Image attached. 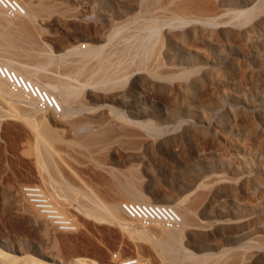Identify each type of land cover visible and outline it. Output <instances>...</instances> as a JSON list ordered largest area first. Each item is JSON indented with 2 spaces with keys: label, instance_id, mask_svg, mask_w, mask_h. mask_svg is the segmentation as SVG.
Masks as SVG:
<instances>
[{
  "label": "bare ground",
  "instance_id": "obj_1",
  "mask_svg": "<svg viewBox=\"0 0 264 264\" xmlns=\"http://www.w3.org/2000/svg\"><path fill=\"white\" fill-rule=\"evenodd\" d=\"M11 1L16 2L23 8L26 20L22 18V20L14 19L17 15H22L23 13H15L16 15L11 16L5 12L7 19L13 20L15 26L12 31H7L6 33L2 34L0 31V35L6 45L20 47L29 39L31 34L28 28L30 25L26 21L31 24L36 13L40 10L37 9L38 6L29 8L24 0ZM238 1L123 0L125 8L128 9L139 5H150L153 8L159 6L162 9L158 10L159 13L157 15H153L155 16L154 18L163 13L167 14L165 16L168 18V20H164L165 24H171L174 21L180 24L177 28L166 31V42L160 52L162 61L159 60L158 54H154L152 57L149 55L150 53L152 54L153 44L149 42L148 35L159 21L152 22V24L149 23L148 26L145 23L142 24L143 22L141 23L143 27L146 26L145 28L149 27L148 29H150L148 31L149 34L145 38H140V36L135 40H131L132 35L135 38L134 33H131L130 36L125 37V34L115 39L118 34L117 20L104 7H100L98 8L100 23L97 25L98 33L96 39L107 42L109 46L93 68L80 69L78 77L73 78L91 89H88L87 96L95 101L101 98H108L126 104L127 91L104 95L101 93L102 90L98 88L97 83L114 81L121 76L130 75L133 78L131 90L139 89V91L137 90L138 92L142 90V92L152 93V97L154 95L157 96L160 99L158 101L163 103L165 110L164 113L162 112L163 120L170 121L180 115H185L195 118L197 121H204L205 118L209 119L206 115L211 110L223 109L220 119L217 118L219 120L213 122L214 125H211L210 129H204V126L202 128L196 126V124H184L157 142L146 133L147 131L144 132L145 130L142 131L140 129L142 127H140L141 124L138 120L130 123L126 121L127 118H120L117 113L111 114L113 112L111 110L112 107H110L111 109L109 108L108 112L110 113L105 111L106 113H100V115L96 116V119L94 117V123L97 127L102 126L104 128L108 126L107 129H112V132L122 142L139 143L147 151L159 147L163 149L177 147L186 165L190 166V175L192 177L188 187L193 188V190L187 193V197L193 195V201L197 200L198 202L196 206L189 203L184 206L185 198L182 199L184 200L182 204L180 199V203L176 202L177 198L172 199L166 196L151 197L142 190V187L134 185V173L130 170L122 178L117 175L119 177L117 178L119 182V185L117 184L118 192L107 203L100 202L98 197H94L96 196L94 194H92L93 197L91 194L89 195L90 197L87 196L88 201L90 200L89 204H92L88 208L92 210V214L96 218L100 219L99 216L103 213L124 228H129L127 225L131 223L130 218L121 214V212L124 213L122 208V202L124 201L145 204H173V207L176 208L175 212L179 216V223L172 227L162 223H154L155 226L160 224L155 235L159 237L160 241L176 251L175 253L166 254V260L170 264H264V111L260 109L264 105V14L257 16L247 25H244L245 23L242 24L244 26L223 25L230 19V11L236 7ZM243 1L250 2L251 0ZM0 10L2 11L3 9L0 8ZM1 11L0 14L2 13ZM27 18H32V20L29 22ZM84 44L87 45V43ZM3 54L0 56V93L16 98L18 102H24L22 104L26 108L24 110L29 111L30 114L36 115L40 119L47 120L44 114L45 111L43 112L41 107H37V103H35L31 95H35L38 98L42 97L45 101L50 98L53 106H55L54 111L57 112L56 108L61 111V105L64 106L70 101L69 97L74 93L75 86L68 85L59 93L57 85L50 79L49 81L47 79L44 80L46 77L41 76L44 79L41 78L43 81L39 80V75L36 76L37 73L34 72L38 68L31 67L25 61L12 60L10 59L12 55H10V58H8L9 56L2 57ZM237 55L239 58L240 56L242 57V63H240L241 59ZM89 56L90 54L87 53L83 59L89 60ZM247 58H252L255 63L260 62L261 68L250 70L243 62ZM148 60L150 62L149 65H147ZM200 62L206 64L216 63L222 67L216 71L208 68L199 69L198 63ZM189 72L190 74L187 75ZM238 73L249 84L248 87L240 84L242 83L241 78H239L241 79L240 83L233 82L235 77L239 82ZM182 75L187 76L182 77ZM177 77L178 79L180 77L179 81H177ZM225 82L227 84L229 82L228 86L232 85L231 87L235 85V91L228 89L230 87L225 88ZM54 96L57 97H55L57 104H54V99L52 98ZM225 100L240 102L245 108L241 110H238V108L237 110L230 107L227 108L224 106ZM144 107L137 105L136 109L138 112L145 113ZM138 112L132 113L135 119L137 116L143 115V113ZM156 114L161 116L157 112ZM68 115L64 111L57 120L63 121L62 123L66 124L71 134L72 132L76 133V129L80 126L82 120H78V122L77 120L71 121V116ZM154 115H150V117ZM118 117L120 120L119 124H117V121H119L117 120ZM132 119L128 118L127 120L132 121ZM254 119H257L258 122ZM121 120L123 123H121ZM134 124H139L140 128L138 129ZM107 129L106 131H110ZM147 129L149 128L147 127ZM234 129L238 131V134L237 132L235 134L238 135L237 137L232 134ZM31 131L40 143H46L45 146L49 145L50 142L51 144L56 142V139H58V136L56 138L57 132L46 124L40 125V127L31 126ZM92 133L93 131L91 130L86 134H81V136L78 134L71 136L73 138L79 137L78 140L81 138V143L87 145L93 142ZM47 139H51L54 142ZM78 140L76 139V141ZM254 143H257L258 147L260 146L259 149H262L263 156L262 154L259 155L255 149L254 151L252 150L251 147ZM146 166L145 164L144 167L148 170ZM103 169L109 171L107 166H103ZM41 170L37 169L38 174H36L37 176L39 175L38 177H42L41 174L44 171L42 172ZM39 187L44 191L54 207L59 210V213H64L75 225L76 223L73 220L75 217L69 214L59 203L60 195L56 194L59 191L57 189H55L56 191L54 189L50 191L51 189H46L43 184ZM50 187L52 188V186ZM15 188L1 189V198L7 200L10 204H16V202L18 204L23 199L31 204H27L28 206L34 207L22 191V198L17 195L19 190L17 189L16 191L14 190ZM197 189L200 191H196ZM56 195H58L59 199ZM17 196L20 198L17 199ZM218 200L222 204H219ZM179 204H181L182 208L178 206ZM24 206L22 205L23 209H25ZM28 206L26 207L28 208ZM173 207L171 208L174 210ZM29 209L30 207L27 211L25 210L26 212L18 210L19 212L16 214L14 212L15 216L13 215L10 218L13 217L12 219H14L15 217L16 219V216L19 215V218L21 216L22 218H27V222L29 221L34 228L40 226L41 228L38 227L39 229L47 230V222L49 221L46 220L39 210L37 212L43 219L35 212L36 216L32 214ZM22 218L21 220H23ZM12 219L9 221L12 222ZM21 220L19 219V221ZM34 220L35 225H32L31 222H34ZM16 221L13 222L17 226L22 223L20 222L18 225ZM24 221L26 222V220ZM17 223L19 222L17 221ZM29 223H24L23 226H27ZM154 224L152 225L154 226ZM15 225L13 228L17 231ZM25 227L23 228L26 230ZM19 228L22 227L19 226ZM137 228L132 230L148 235L145 232L148 229ZM19 232L21 234V231ZM148 233L150 235V233L154 234L156 232L154 230V232L148 231ZM18 237L19 235L16 240ZM19 241L20 238L18 239ZM21 243L26 244L25 241ZM183 244L187 247H184ZM40 247L39 245L38 248H31L30 245H26L23 248L22 245L19 248H12L5 238L0 237V264H56V262L59 264V262H62L57 251L46 249L47 244L43 250ZM20 248L23 249L21 250ZM180 249L185 251L183 257L178 254ZM30 251L35 255H32L33 253L31 254ZM18 252H21V255ZM203 254L210 257H202ZM181 260H183V263ZM76 261L81 264H98L96 261L84 257H77Z\"/></svg>",
  "mask_w": 264,
  "mask_h": 264
},
{
  "label": "rangeland",
  "instance_id": "obj_2",
  "mask_svg": "<svg viewBox=\"0 0 264 264\" xmlns=\"http://www.w3.org/2000/svg\"><path fill=\"white\" fill-rule=\"evenodd\" d=\"M24 2L28 4L29 8L38 6L39 8L37 7V9L40 10L36 13L33 20L32 18H27L29 22L32 20L31 24L26 21L27 24L30 25L27 26L31 34L29 35V39L20 47L6 45L2 41V36L0 35V53H4L2 57L9 56L8 58H10V55H12L13 57L11 56L10 59H16L19 62L20 60L25 61L31 67L38 68L39 70L37 69L34 72L37 73V75L35 74L36 76L39 75V80H42L41 78L43 77L41 76L46 77L45 79L43 78L44 80L47 79L49 81L50 79L57 85L59 93L68 85L75 86L76 89L74 93L71 94V97H69L70 101L66 105L62 106L59 103L61 105V111L59 108H56L58 112L54 111L55 106H53L50 98L45 101L42 97L38 98L35 95H31L35 103H37V107H41L43 112L45 111L44 114L47 120L40 119L36 115L30 114L29 111L24 110L26 109L22 105L24 102H18L16 98L0 93V190L4 188L9 189V187L13 189L16 187L14 190L17 191L18 189L19 192L17 195L22 198V188L25 185L42 186L43 184L46 186V189H51L50 191L57 189L59 192H56V194L60 195V199L58 195H56V197L60 200V205H62L69 214L75 217L73 220L74 223H76V230L73 232H60L53 228L47 221L48 229L43 230V228H38L40 226H37V221V227L35 226L36 228H34L29 221L27 222V218H22V216L19 218L18 215L16 219L15 217L12 219L13 217H10L14 215V212L15 214L22 210L26 212L29 207L32 214H34V212L38 215L40 214L37 212L36 208L34 210V207L28 206L31 204L27 203V201L25 202L23 199H21L20 201L22 202L19 201L18 204L16 202V205L15 203L10 204L0 196V237L5 238L12 248H19L22 247V245L23 248H25L26 245H30L31 248H38L40 245L42 247L41 250H43L47 244V250L58 252L59 258L63 262H59V264H81L76 261L77 257L92 259L98 264H116V260L120 257H141L152 261L154 264H170L166 260V254L175 253L176 251L160 241L159 237L155 235L157 234V228L160 224H156L157 227L154 224L156 229L153 225L144 226L138 219L130 218L123 212H121V214H123L124 217L130 218L129 220L131 223L127 226L131 229L122 227L118 222L109 219L108 216L104 215L102 212L99 216L100 219L96 218L94 214H92V210L88 208V206H92V204H89L90 200L88 201V197H90V194H94L96 195L94 197H98L100 202L107 203L118 192V176L120 175V178H122L124 175L126 176L130 170L134 173L135 180H133V182L136 183H134V185L142 187V190L151 197L166 196L172 199L177 198L178 200L176 202L178 203L185 198L186 204H183L184 200L181 201L184 206L188 203L196 206L198 202L197 200H195L196 202L193 201V195L187 197V193L193 190V188L188 187V183L192 177L190 175V166L186 165L177 147H167L166 149L159 147L147 151L143 146H140L139 143L129 141L122 142L121 139H118L112 132V129H107L108 126L104 128L102 126L97 127L94 120L100 113H106L105 111L108 112L111 109L110 107H112L111 110L113 112L111 111V114L117 113L120 118L124 117L125 119L133 118L132 121L126 119V121L130 123L138 120L142 128L139 127V124L134 125L142 131L145 130L144 132L147 131L146 133L157 142L168 133L180 128L184 124H196V126L205 127L204 129H210L214 125L213 122H217L220 119L223 109H215L216 111L211 110L209 113L207 111L209 115L206 113V116L209 119L205 118L204 121H197L195 118L185 115H180L170 121L163 120V113L165 111L163 103L158 101L160 99L157 96L154 95V97H152V93L142 92V90L138 92L139 89L131 90L133 78L130 75L121 76L114 81L97 83L98 88L102 90L101 93L104 95L127 91L128 101L126 99V104L108 98H101L95 101L87 96L88 89H91L73 78L78 77L80 69L93 68L98 59H100L102 53L107 50L109 46L107 42L96 39L98 33L97 25L100 23L98 8L104 7L105 10L117 20L118 34L115 39L125 34V37L130 36L131 33L135 35V38L133 35L131 36L132 39L129 37L131 40H135L140 36V38H145L150 30L148 29L149 27H145L148 26L149 23L152 24V22L159 21L148 35L150 39L149 42L153 44L152 54L150 53L149 55L152 57L154 54H158L159 60H161L160 52L166 42V31L173 30L180 24L177 21L171 24H165L164 20H168V18L165 16L167 14L163 13L154 18L155 16L153 15H157L159 13L158 10L162 9L159 6L153 8V6L150 7V5H146L147 7L145 5H139L128 9L125 8L123 0H24ZM1 12L4 15H1L2 13L0 14V31L3 34L7 31H12L15 23L10 18L7 19L5 11L2 10ZM262 14H264V0H251L250 2L239 0L236 3V7L232 8L230 11V19L223 25L240 26L244 23V25H247L254 18ZM21 18L26 20V14L17 15L14 19ZM141 23H145L146 26L144 25L145 27H143ZM84 43H87V45ZM87 53L90 54L89 60L86 58L83 59L84 55ZM239 59H241V62H239L242 63L243 59L241 56ZM16 60L15 62H17ZM243 62L250 70L261 68V63H255L252 58H247ZM149 63L148 60L147 65H149ZM198 64L199 69L208 68L216 71L222 67L220 64L216 63L206 64L200 62ZM189 74L190 72L187 75ZM187 75H182V77H186ZM237 75L238 79H242V83H240L241 79H239L238 82L236 77V81L234 80L233 82L248 87L249 84L246 83L240 73ZM176 79H178V77ZM179 80L180 77L177 81ZM226 84L227 82L224 84L225 88L230 87L228 89L235 91V85L233 83H230L234 85L233 87H231L232 85L228 86L229 82L227 86ZM55 92L53 93L55 94ZM55 97L56 96L52 98L54 99V104H57V97ZM129 104H131L130 107ZM137 105L139 107L145 106L144 111H146V114L141 111L138 112L136 109ZM224 106L234 110H237V108L238 110L245 108L242 103L232 100H225ZM260 109L264 111V105L261 106ZM64 111L69 114L68 116H71V121L77 120L78 122V120H82V123L79 121L81 124L76 129V133L72 132L71 134L66 124L62 123L63 121L60 122L57 120V118L59 119L61 117L59 115L64 113ZM155 111L161 116H157ZM136 112L143 113L145 116H137L135 119L132 113ZM149 114H155V118L154 116L150 117ZM119 117L116 119L119 120ZM124 118L122 119L125 120ZM217 118L219 119L217 120ZM254 120L258 122L257 119ZM192 121L194 122L191 123ZM119 122L120 120L117 121V124H119ZM121 123H123V121ZM43 124L51 127L58 134L56 135V138L58 136L56 142L49 139L54 142L52 144L50 142V146L48 144L45 146L46 143H40L37 138L33 136L31 131V126L40 127V125ZM147 127L149 129H147ZM106 129L110 131H106ZM91 130L93 131L91 135L93 142L87 145L81 143V138L80 141L78 140L79 137L73 138V136H71L74 134L81 136V134H86ZM236 132L238 134V131L234 129L232 134L237 137L238 135H235ZM75 138L79 142L76 141ZM257 147V143H254L251 148L253 151L255 149L259 155L262 154L263 156L262 149H259L260 146ZM145 164L148 170L144 167ZM103 166H107L109 171L104 170ZM39 168L42 169V172L44 171V177L43 173L41 174L43 178L38 177L39 175L37 176V169L40 170ZM114 175L118 176L115 177ZM50 186H52V188ZM198 189L196 191H198ZM19 198L17 196V199ZM217 202L222 204L219 200ZM20 203H23V206H28V208L24 206L25 209H23ZM165 205L173 207V204ZM178 206L181 207V204ZM173 208L176 210L175 207ZM9 210L13 211L10 212ZM24 212L22 213L24 214ZM36 214L34 215L36 216ZM40 216L38 218L41 219L42 216ZM21 218L26 220V222H23ZM11 219L13 221L17 220L19 223L16 221V224L18 225L22 222L19 225L22 228L26 226H23L24 223H29L30 228L28 224V227H25L26 230L23 228L24 231L22 228L15 225V222L12 221L13 224H11L12 222L9 221ZM19 219L21 221H19ZM31 223L35 225V220ZM14 225L15 228L17 227L16 230L18 232L21 231V234L15 231L13 228ZM137 227H143L150 232H154L155 230L156 233H150L149 235L148 231H145L148 234L145 235L143 232L138 233L136 232L137 230H132ZM16 235H19L17 240ZM19 238L20 241L18 242ZM24 241L26 244L21 243V245L20 242ZM185 246L186 245H184V247ZM23 248L20 249L22 250ZM30 253L32 254L33 252L30 251ZM18 254L21 255V252H18ZM178 254L183 257L185 251L180 249ZM32 255L35 254L33 253ZM198 255L201 256L202 254ZM202 257L210 256L203 254ZM181 261L183 263V260ZM57 263L58 262H56V264Z\"/></svg>",
  "mask_w": 264,
  "mask_h": 264
},
{
  "label": "built area",
  "instance_id": "obj_3",
  "mask_svg": "<svg viewBox=\"0 0 264 264\" xmlns=\"http://www.w3.org/2000/svg\"><path fill=\"white\" fill-rule=\"evenodd\" d=\"M0 7L8 15L24 13L16 2L11 0H0ZM16 13V14H15ZM26 198L39 210L53 228L60 232H73L76 230L72 220L64 213L54 207L44 191L39 186L25 185L22 188ZM122 208L124 214L141 221L144 226H150L154 223H162L168 227L175 226L179 223V216L170 206L155 203H131L123 202ZM116 264H154L152 261L141 257H120Z\"/></svg>",
  "mask_w": 264,
  "mask_h": 264
}]
</instances>
